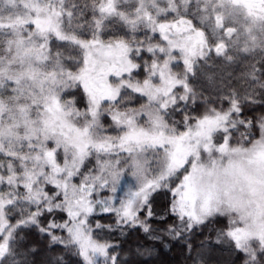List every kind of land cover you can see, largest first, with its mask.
<instances>
[{
  "label": "trees",
  "instance_id": "obj_1",
  "mask_svg": "<svg viewBox=\"0 0 264 264\" xmlns=\"http://www.w3.org/2000/svg\"><path fill=\"white\" fill-rule=\"evenodd\" d=\"M1 2L0 21H3L11 13ZM105 2L62 1L60 36L48 42L44 64L47 69L59 67L71 74L79 73L83 68V52L74 41L89 42L97 38L103 44L122 43L131 48L128 58L134 70L130 78L124 80L131 85L139 80L135 85L140 86L134 90L123 87L127 86L123 83L114 102L100 105L95 125L90 128L94 138L114 142L122 132L113 122L118 113L123 117L133 115L138 126H146L150 119L157 117L166 135L177 136L224 112H234L249 123L254 137L247 146L264 138V50L241 52L234 39L226 38L223 30L216 32L211 25L201 24L197 5L190 4L184 10L179 9L177 14L203 34V42L196 45L202 49L201 55L192 59L151 34L142 23H127L118 15L101 18L100 9ZM135 8L133 1L120 2L116 10L132 18ZM176 18L174 13H168L160 20ZM11 39L8 29L0 28V70L7 66L10 58ZM144 71L153 74L150 84L164 87L161 95H149L144 91L141 86ZM249 77L256 80L251 92L246 88ZM243 91L247 93L239 98L238 105L232 104L233 93ZM26 94L15 84L0 83V106L4 109L0 124L19 117V108L29 102ZM155 97L160 99L156 98L155 102ZM59 101L72 112L74 123L79 127L86 126L92 119L88 95L80 85L64 89ZM15 132L12 141L11 137L8 141L2 138L8 152H0V198L13 201L2 213L10 233L0 255V264H88L69 240V219L63 203L59 204L61 197L53 196L54 187L42 182L43 198L47 195L50 202L48 199L40 203L28 201L23 182L31 166L24 158L33 151H28L26 141L20 137L21 127ZM48 145L53 146L50 142ZM208 147L210 150L198 151L193 156V175L197 172L200 178L199 169L204 165L209 167L205 155L213 166L221 159L218 150L212 151V144ZM54 155L56 164L62 166L65 162L62 148H55ZM142 158L144 177L157 180L158 172L167 162L166 152L149 149ZM132 163L131 155L124 152L91 151L71 180L77 190L83 183L88 203L94 205L86 223L91 240L106 247V257L111 259L106 264H264V250L253 246L251 253H245L233 242L227 246L216 243L215 234L226 236L229 216L224 213H214L195 229L179 232L176 236L169 233L178 220L172 206V190L181 178L180 173L152 191L130 222L119 220L115 209L118 208L117 200L111 205L114 211H102L109 206L101 203H107L111 186L103 187L101 178L118 181L122 186L124 180L133 175ZM213 166L208 171L213 170ZM182 226L186 228L184 223ZM1 240L2 237L0 244Z\"/></svg>",
  "mask_w": 264,
  "mask_h": 264
},
{
  "label": "rangeland",
  "instance_id": "obj_2",
  "mask_svg": "<svg viewBox=\"0 0 264 264\" xmlns=\"http://www.w3.org/2000/svg\"><path fill=\"white\" fill-rule=\"evenodd\" d=\"M1 1L11 15L0 21V28L8 29L12 39L7 66L0 70V83L15 84L27 93L29 102L19 108L15 121L5 123L4 120L0 124V152H8L2 138L8 141L11 137L12 141L15 130L21 127L20 137L26 141L28 151H33L24 158L31 166L23 182L26 197L33 203L47 199L50 202L47 195L43 198L42 182L54 187L53 196L61 197L59 204L63 203L69 219V240L88 264H106L111 260L106 257V247L89 236L86 220L94 211V205L88 203L83 183H78V190L71 185L72 177L91 151L124 152L130 154L133 161V175L124 180V186L101 178L103 187L111 186L107 203H101L109 206L102 211L113 210L111 205L117 200L115 209L119 220L130 222L152 191L180 173L181 178L172 190V206L178 216L169 230L172 236L195 229L214 213H224L229 216L226 236L215 234L217 244L227 246L233 242L245 253L253 246L264 250V138L247 146L254 133L244 118L234 112H224L180 135L169 136L163 132L157 117L150 119L146 126H138L133 115L123 117L118 113L113 122L122 131L121 136H116L114 142L94 138L90 128L95 125L100 105L114 102L123 83L127 85L123 87L134 90L140 86L135 85L139 80L133 85L124 80L129 79L134 70L128 58L131 48L122 43L103 44L97 38L89 42L74 41L83 52L81 71L71 74L59 67L47 69L44 64L48 42L60 36L63 0ZM130 1L136 3L132 18L116 10L120 2ZM190 4L197 5L201 24L211 25L216 32L223 30L226 38L234 39L241 52L264 50V0H106L101 5L100 15L101 18L118 15L127 23H142L151 34L193 59L201 55L202 49L196 45L203 42V34L177 14ZM168 13H174L177 18L160 20ZM152 76L144 71L141 86L149 95H161L164 87L150 84ZM255 81L254 77L247 79L248 92L253 90ZM71 85H80L88 95L92 119L86 126L76 125L72 112L59 101L60 93ZM246 93L234 92L230 98L232 104L237 106L239 98ZM156 98L153 101L160 99ZM0 108L1 119L4 109ZM49 142L53 145L51 148ZM211 144L212 151L218 150L221 154L220 165L213 166L205 155L209 167L203 164V169H199L201 178L197 172L193 175V156L198 151L210 150L208 145ZM232 145L237 148L230 147ZM58 147L64 152L62 166L55 160ZM149 149H162L167 154V162L158 172L157 180L143 175L142 157ZM212 166L213 170L208 171ZM11 203L13 201L0 198V255L10 233L2 213Z\"/></svg>",
  "mask_w": 264,
  "mask_h": 264
}]
</instances>
